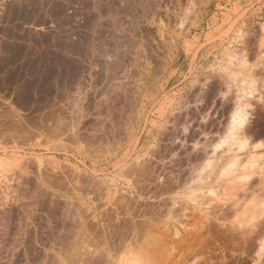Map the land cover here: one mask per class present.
Returning a JSON list of instances; mask_svg holds the SVG:
<instances>
[{
	"label": "rangeland",
	"instance_id": "obj_1",
	"mask_svg": "<svg viewBox=\"0 0 264 264\" xmlns=\"http://www.w3.org/2000/svg\"><path fill=\"white\" fill-rule=\"evenodd\" d=\"M33 5L0 32V264H264V0Z\"/></svg>",
	"mask_w": 264,
	"mask_h": 264
},
{
	"label": "crops",
	"instance_id": "obj_2",
	"mask_svg": "<svg viewBox=\"0 0 264 264\" xmlns=\"http://www.w3.org/2000/svg\"><path fill=\"white\" fill-rule=\"evenodd\" d=\"M35 1L41 0H0V32L7 27H13L14 31H21L23 29H30L32 27L36 28L38 24L34 19L30 17L29 19L21 18L19 15L11 13V9L9 8L10 5L24 3L25 8L30 9L33 8V2ZM261 31L264 33V23ZM196 40L198 41L199 37H197ZM206 43L207 42H205V44ZM198 45L200 46L202 44ZM180 58L181 57H178L177 60H180Z\"/></svg>",
	"mask_w": 264,
	"mask_h": 264
},
{
	"label": "bare ground",
	"instance_id": "obj_3",
	"mask_svg": "<svg viewBox=\"0 0 264 264\" xmlns=\"http://www.w3.org/2000/svg\"><path fill=\"white\" fill-rule=\"evenodd\" d=\"M232 118H233V125L240 126L243 123L244 115L241 112L237 111Z\"/></svg>",
	"mask_w": 264,
	"mask_h": 264
}]
</instances>
